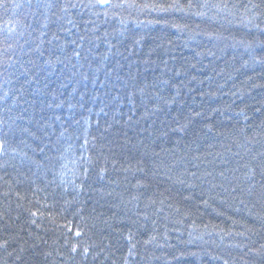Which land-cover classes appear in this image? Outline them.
Segmentation results:
<instances>
[{"label":"trees","instance_id":"obj_1","mask_svg":"<svg viewBox=\"0 0 264 264\" xmlns=\"http://www.w3.org/2000/svg\"><path fill=\"white\" fill-rule=\"evenodd\" d=\"M0 264H264V0H0Z\"/></svg>","mask_w":264,"mask_h":264},{"label":"snow or ice","instance_id":"obj_2","mask_svg":"<svg viewBox=\"0 0 264 264\" xmlns=\"http://www.w3.org/2000/svg\"><path fill=\"white\" fill-rule=\"evenodd\" d=\"M100 2H101V3H105V2H106V0H100Z\"/></svg>","mask_w":264,"mask_h":264}]
</instances>
